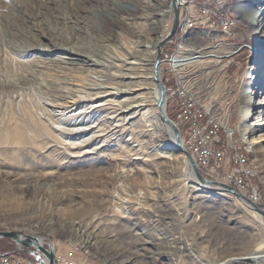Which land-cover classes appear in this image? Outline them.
Listing matches in <instances>:
<instances>
[{
	"label": "rangeland",
	"instance_id": "1",
	"mask_svg": "<svg viewBox=\"0 0 264 264\" xmlns=\"http://www.w3.org/2000/svg\"><path fill=\"white\" fill-rule=\"evenodd\" d=\"M216 1L218 14L233 18L232 35L197 25L177 56L200 57L191 60L200 98L231 102L235 140H249L240 150L264 208V129L244 130L239 115L246 76L251 101L259 97L264 59L254 56L264 54V35L253 33L238 0ZM172 20L171 0H0V230L41 235L64 250L74 244L92 264H215L262 254L264 217L234 195L198 188L156 116L149 48ZM180 39L161 46L162 61ZM137 93L147 111L124 120L122 100ZM13 245L0 238L4 249Z\"/></svg>",
	"mask_w": 264,
	"mask_h": 264
},
{
	"label": "built area",
	"instance_id": "2",
	"mask_svg": "<svg viewBox=\"0 0 264 264\" xmlns=\"http://www.w3.org/2000/svg\"><path fill=\"white\" fill-rule=\"evenodd\" d=\"M176 3V1H175ZM186 4L195 5V15H191L192 27L206 23V26L222 33L223 38L232 35L233 18L218 14L219 2H212V11H200V0H184V7H177L179 17H183ZM181 26V39L174 49V57H170L171 68H163L160 56V79L162 82L171 83L172 95L171 115L177 116V124H181L183 131H188V139H181L184 147H188L198 169L202 170L205 177L221 181L232 186L237 191L247 196L251 201L258 203L261 200L259 187L253 180L254 174L250 172V162L246 154L240 150L239 141L235 140V124L230 122L231 102L228 99H203L198 95L194 85L198 81L195 70L191 67L200 58L194 56L177 58V49L182 38L190 29ZM199 170V171H200ZM203 175V174H202ZM2 238V237H0ZM8 249V250H6ZM55 264H92L84 255L81 257L75 251V245L70 244L65 250L55 242L52 245ZM0 264H40L36 257L18 250L13 245V250L0 246Z\"/></svg>",
	"mask_w": 264,
	"mask_h": 264
},
{
	"label": "bare ground",
	"instance_id": "3",
	"mask_svg": "<svg viewBox=\"0 0 264 264\" xmlns=\"http://www.w3.org/2000/svg\"><path fill=\"white\" fill-rule=\"evenodd\" d=\"M79 1V0H78ZM176 1V6L178 7H184V0H175ZM214 0H200V11L202 12H210L212 11V2ZM70 2V1H69ZM99 2V1H98ZM260 2H264V0H238V4L239 6L245 11V15H246V20L249 22V24H251L252 26V30L254 34H258L260 33V35H264V7L261 8H257V5ZM221 10V9H219ZM169 11V9L163 10V12L161 13V15H166V13ZM56 14V13H55ZM191 15H195V5L194 4H186L185 6V13H183V17H180V24H183V29H190V27H192V20H191ZM49 17V16H48ZM55 17V16H54ZM115 19V17L113 18ZM178 31L181 33V26L178 27ZM158 40V39H157ZM155 40V42L153 43V45L149 48V52H151V56L149 61H151L152 66L154 63V58H155V50L154 48L156 47V44L158 43V41ZM39 42V41H38ZM50 42V41H49ZM55 44V43H54ZM65 44V43H64ZM67 44V43H66ZM86 44V43H85ZM32 45V44H31ZM40 45V44H39ZM63 45V44H62ZM84 46V45H83ZM82 46V48H83ZM41 47V46H40ZM76 47V46H75ZM43 48V47H41ZM62 48V52L66 53L68 56H70L68 59H73V56H77V52L71 48H67V47H63V46H59L57 47V49H61ZM106 50V49H105ZM29 51V50H28ZM18 52V51H17ZM126 52V51H125ZM79 53V52H78ZM84 53V52H82ZM106 53V51H105ZM116 55V54H115ZM104 57V56H103ZM109 57V56H108ZM119 57V56H118ZM126 57V56H125ZM124 57V58H125ZM170 57H174V52L168 57V58H164L162 63L164 62L166 64L165 68H171V61H170ZM255 61L260 59H264V54H260L259 56H254ZM100 58V57H99ZM178 58V56H177ZM190 58H186L183 59L181 61H187ZM33 59V58H32ZM62 59V58H61ZM67 59V58H66ZM142 59V57H141ZM34 61V59H33ZM37 61V60H36ZM40 61V60H39ZM96 61V59H95ZM94 61V62H95ZM119 61V60H118ZM130 61V60H129ZM63 62V61H62ZM100 62V61H99ZM125 62V61H123ZM31 63V62H30ZM112 63V62H111ZM131 64L133 62H130ZM32 64H35V62H33ZM113 64V63H112ZM111 64V65H112ZM117 64V63H116ZM134 64H137V62ZM38 65V64H37ZM83 66V65H82ZM125 66V65H124ZM138 67V66H137ZM257 70L256 72H260V70H264V61L262 65L257 66ZM102 68V67H101ZM114 68V67H113ZM132 68V67H131ZM136 68V67H135ZM91 69V68H90ZM153 68L151 67L150 71H149V75L151 77L152 80V87H153V103H155L156 101V96H157V90H156V86L155 83L153 82L152 79V70ZM80 70V69H79ZM89 70V69H88ZM104 70V68H103ZM126 72V71H125ZM130 72V71H129ZM132 72V71H131ZM115 76V75H114ZM127 76V75H126ZM264 76V73H263ZM143 77V76H140ZM127 78V77H126ZM148 78V77H147ZM131 79V78H130ZM261 84H260V82ZM164 83V82H163ZM168 83V82H165ZM252 83V78L250 76V78L248 76H246V86H244V94H245V99L246 101L243 103L242 107V111L239 114L240 115V119L242 120V125H243V129L247 131V129H250V131L252 132H259L261 130L264 129V120H263V115H264V77L261 80H257L256 84L258 86V89L256 90V94H259V97L257 99H254L251 101V96L253 95V93H248V88ZM139 86V85H138ZM263 86V87H262ZM142 87V86H141ZM115 88V86H114ZM108 89V88H107ZM136 89V88H135ZM110 90V88H109ZM129 89H120L119 93L121 94H126L127 91H129ZM139 91V90H138ZM144 92V91H143ZM166 93L171 92V87H166L165 90ZM135 93V92H134ZM115 94V93H114ZM252 94V95H251ZM141 95L139 93H137L136 95L133 96V100L131 101L130 98L128 97H124L123 98V107H122V113L124 112L125 117L123 118L124 120L126 119L127 121L131 120V119H135V117L137 115H140L141 117H143L147 111V109H143L144 103L142 98L140 97ZM114 97V96H113ZM116 97V96H115ZM166 100L168 103V106L170 105L171 108V104H172V95L171 94H166ZM166 103V101H165ZM107 105V104H106ZM101 106V105H100ZM110 106V105H109ZM108 106V107H109ZM149 106V105H148ZM117 107V106H116ZM120 109V108H119ZM155 110V108H153ZM59 110V109H58ZM110 110V109H109ZM112 111V109H111ZM114 111V109H113ZM114 113V112H113ZM156 113V112H155ZM122 116V115H121ZM120 116V117H121ZM174 119H175V123L177 124V116L173 115ZM115 118V117H114ZM146 119V118H145ZM137 121V120H136ZM136 121L134 123H136ZM147 121V120H146ZM174 123V122H173ZM119 124V123H118ZM146 124V123H145ZM77 125V124H76ZM241 125V124H240ZM147 126H149V124H147ZM177 126H181V124H177ZM140 127V126H139ZM146 127V125H145ZM113 128V127H112ZM142 129V128H141ZM137 130V129H136ZM179 130V128H178ZM144 131V130H143ZM81 132V131H80ZM188 135V131H185ZM188 139V138H187ZM249 141V140H248ZM246 139H241L240 142L243 143V145L245 147H248L249 143ZM239 142V143H240ZM184 146V145H183ZM185 148V147H184ZM186 150V149H185ZM89 151V150H88ZM187 151V150H186ZM90 152V151H89ZM188 152V151H187ZM171 153V152H170ZM176 155L180 156L182 158V154L174 152ZM189 178L192 180V182L198 187V188H202L199 184H197V181L194 180L192 177L189 176ZM225 194L224 192H220ZM243 205L246 206L247 209H249L252 214L254 216H256L259 220L262 221L261 217L247 204L242 203ZM262 254H260V252L258 250H254L253 252L245 255V256H238V257H246V256H250V257H261L264 255V251L261 252ZM235 257V256H233ZM233 257H229L223 261H217L215 264H226L231 258Z\"/></svg>",
	"mask_w": 264,
	"mask_h": 264
},
{
	"label": "water",
	"instance_id": "4",
	"mask_svg": "<svg viewBox=\"0 0 264 264\" xmlns=\"http://www.w3.org/2000/svg\"><path fill=\"white\" fill-rule=\"evenodd\" d=\"M171 6L173 9V20L172 25L169 32L163 37L158 45H157V53L154 58V63L152 66V79L155 83L157 96L155 101L156 108V116L158 118L159 123L162 127L167 131L171 146L175 152L182 154V160L186 162V164L190 168L191 175L197 180V183L206 190L209 191H218V192H226L231 195H234L236 198L240 199L244 203L250 205L257 213L264 217V208L253 201H251L247 196L242 194L241 192L234 189L232 186L223 183L221 181H216L212 179H207L204 177L196 166L191 155L185 150L179 130L177 126L173 123V121L167 116L165 110V101H166V92L164 84L162 83L159 77V64H160V51L161 46L164 42L170 39L177 28V14L178 8L176 6L175 0H171ZM0 237L9 238L15 247L27 254H31L37 258L40 264H55L53 259V249L51 240L45 238L41 235L37 234H29L21 231L14 230H0ZM264 264V255L261 257H233L226 264Z\"/></svg>",
	"mask_w": 264,
	"mask_h": 264
},
{
	"label": "trees",
	"instance_id": "5",
	"mask_svg": "<svg viewBox=\"0 0 264 264\" xmlns=\"http://www.w3.org/2000/svg\"><path fill=\"white\" fill-rule=\"evenodd\" d=\"M179 32V31H178ZM177 32V30L175 31V33H174V35L170 38V39H168L165 43H163V45H162V49H164V48H168V49H172V47H173V45H172V42H173V40L174 39H176L177 37H179V35H181V33L179 34ZM239 52L237 51L236 53H234V55L233 56H237V54H238ZM244 57H246V54H244ZM167 86V85H166ZM166 113H167V116L170 118V119H173V117H172V115H171V111H169V109H167L166 110ZM200 170V169H199ZM200 172L204 175L205 173L202 171V170H200Z\"/></svg>",
	"mask_w": 264,
	"mask_h": 264
},
{
	"label": "crops",
	"instance_id": "6",
	"mask_svg": "<svg viewBox=\"0 0 264 264\" xmlns=\"http://www.w3.org/2000/svg\"><path fill=\"white\" fill-rule=\"evenodd\" d=\"M6 250H8V249H6Z\"/></svg>",
	"mask_w": 264,
	"mask_h": 264
}]
</instances>
